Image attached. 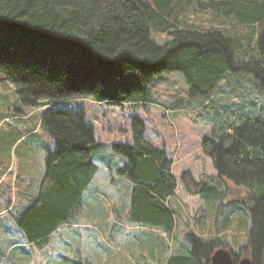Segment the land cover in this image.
Returning <instances> with one entry per match:
<instances>
[{
	"label": "trees",
	"instance_id": "trees-1",
	"mask_svg": "<svg viewBox=\"0 0 264 264\" xmlns=\"http://www.w3.org/2000/svg\"><path fill=\"white\" fill-rule=\"evenodd\" d=\"M190 10L208 11L211 21L189 19ZM229 23L251 32L239 36ZM154 33L167 38L157 41ZM235 53L242 60L236 61ZM165 72L182 74L190 97L239 99L229 105L225 120L213 119L219 130L201 140L216 174L197 181L186 170L177 179L172 157L146 138L139 114L130 118V142L112 144L106 157L98 154L96 130L82 106L51 107L41 125L54 147L45 152L37 192L16 216L30 242H45L72 218L100 168L99 159L126 181L132 220L166 232L175 226L176 208L169 199L179 181L210 209L226 197L222 188L228 183L243 187L246 194L236 201L250 216L247 242L235 251L218 234L187 232L189 244L184 241L187 247L171 253L166 264H209L220 247L230 249L235 261L248 257L251 264H262L264 0H0V73L24 107L75 97L146 106L153 102L148 84ZM221 83L227 87L220 89ZM234 212L217 223L220 230ZM67 261L92 264L79 254Z\"/></svg>",
	"mask_w": 264,
	"mask_h": 264
},
{
	"label": "rangeland",
	"instance_id": "rangeland-1",
	"mask_svg": "<svg viewBox=\"0 0 264 264\" xmlns=\"http://www.w3.org/2000/svg\"><path fill=\"white\" fill-rule=\"evenodd\" d=\"M188 12L192 14L189 19L198 23L207 24L211 18L205 10ZM227 25L239 36L251 32L233 23ZM154 38L161 42L167 35L154 33ZM234 56L236 61L242 60L236 53ZM242 80L246 82L244 89L249 90L248 78ZM148 85L153 102L146 106L75 97L44 101L31 109L21 104L13 85L0 73V264H68L67 259L77 254L92 264H166L171 253L186 246L184 241L189 244L187 232L205 237L218 234L235 251L247 242L250 216L243 204L236 201L245 196L243 187L228 183L222 188L226 197L210 209L206 200L188 193L179 181L175 195L169 199L176 208L175 226L172 232H166L161 227L132 220L127 209L126 181L99 159L96 161L100 172L86 189L80 207L45 242H30L18 228L16 216L37 192L45 152L54 147L52 135L41 125L44 112L51 107L82 106L86 120L96 130L98 154L106 157L111 155L112 144L130 142V118L139 114L145 122L146 138L164 147L172 157L177 179L186 170L197 181L216 174L200 148L201 140L219 130V123L213 119L219 116L225 120L229 105H235L239 99L229 103L218 95L211 99L190 97L185 92L182 74L177 72L162 73ZM224 87L227 85L221 83L220 89ZM259 97L264 109V94ZM231 209L235 212L229 224L220 230L217 223ZM239 216L246 225L241 226ZM12 243H18L19 248L8 253Z\"/></svg>",
	"mask_w": 264,
	"mask_h": 264
},
{
	"label": "water",
	"instance_id": "water-1",
	"mask_svg": "<svg viewBox=\"0 0 264 264\" xmlns=\"http://www.w3.org/2000/svg\"><path fill=\"white\" fill-rule=\"evenodd\" d=\"M209 264H251V260L248 257H242L235 261L230 249L220 247L211 255ZM262 264H264V253Z\"/></svg>",
	"mask_w": 264,
	"mask_h": 264
},
{
	"label": "crops",
	"instance_id": "crops-1",
	"mask_svg": "<svg viewBox=\"0 0 264 264\" xmlns=\"http://www.w3.org/2000/svg\"><path fill=\"white\" fill-rule=\"evenodd\" d=\"M99 172H100V168H99L98 172L96 173V175L93 177V180H94V178L97 176V174H98ZM41 174H42V170H41V172H40V177H41ZM26 201H28V200H26ZM4 210H6V209H4ZM4 210H3V211H4ZM8 247H9L8 253L15 252V250H16L17 248H19V247H18V243H12V244H10ZM16 254H19V252H17Z\"/></svg>",
	"mask_w": 264,
	"mask_h": 264
}]
</instances>
